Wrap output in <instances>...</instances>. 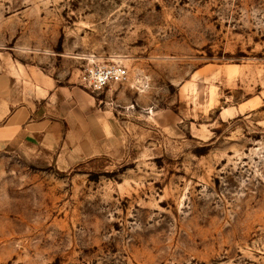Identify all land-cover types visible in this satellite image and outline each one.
Returning a JSON list of instances; mask_svg holds the SVG:
<instances>
[{
  "label": "rangeland",
  "instance_id": "1",
  "mask_svg": "<svg viewBox=\"0 0 264 264\" xmlns=\"http://www.w3.org/2000/svg\"><path fill=\"white\" fill-rule=\"evenodd\" d=\"M0 71L116 126L70 167L0 144V264H264V0H0Z\"/></svg>",
  "mask_w": 264,
  "mask_h": 264
},
{
  "label": "crops",
  "instance_id": "2",
  "mask_svg": "<svg viewBox=\"0 0 264 264\" xmlns=\"http://www.w3.org/2000/svg\"><path fill=\"white\" fill-rule=\"evenodd\" d=\"M36 77L24 84L0 71V144L18 143L60 167L106 153L116 136L113 110L48 74Z\"/></svg>",
  "mask_w": 264,
  "mask_h": 264
},
{
  "label": "built area",
  "instance_id": "3",
  "mask_svg": "<svg viewBox=\"0 0 264 264\" xmlns=\"http://www.w3.org/2000/svg\"><path fill=\"white\" fill-rule=\"evenodd\" d=\"M128 75V69L121 64H98L88 66L84 70L82 79L93 92H100L111 84L124 82Z\"/></svg>",
  "mask_w": 264,
  "mask_h": 264
},
{
  "label": "trees",
  "instance_id": "4",
  "mask_svg": "<svg viewBox=\"0 0 264 264\" xmlns=\"http://www.w3.org/2000/svg\"><path fill=\"white\" fill-rule=\"evenodd\" d=\"M93 161H96V159H92V160L90 161V163L93 162Z\"/></svg>",
  "mask_w": 264,
  "mask_h": 264
}]
</instances>
